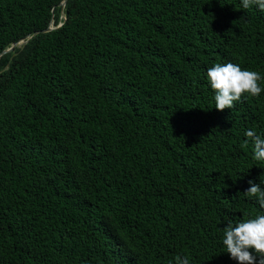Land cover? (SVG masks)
<instances>
[{"label":"trees","instance_id":"obj_1","mask_svg":"<svg viewBox=\"0 0 264 264\" xmlns=\"http://www.w3.org/2000/svg\"><path fill=\"white\" fill-rule=\"evenodd\" d=\"M61 2L0 0V53L30 36L0 55V264H238L223 229L264 215V92L220 111L207 71L264 77V11Z\"/></svg>","mask_w":264,"mask_h":264},{"label":"clouds","instance_id":"obj_2","mask_svg":"<svg viewBox=\"0 0 264 264\" xmlns=\"http://www.w3.org/2000/svg\"><path fill=\"white\" fill-rule=\"evenodd\" d=\"M241 5L245 10L255 5L264 11V0H241ZM207 79L215 90V108L220 111L233 108L235 102L240 101L245 94L258 97L264 92V87L258 84L264 77L255 71L243 70L238 64L216 63L208 69ZM245 135L253 143V159L264 162V138L252 130L247 131ZM262 183L264 181H261ZM249 184L250 187L244 194L249 198H256L264 208V187L251 180ZM222 243L226 253L231 259L238 261V264H264V215H258L254 219H242L237 223L229 220L228 226L223 229ZM175 264H189V260L177 255Z\"/></svg>","mask_w":264,"mask_h":264},{"label":"water","instance_id":"obj_3","mask_svg":"<svg viewBox=\"0 0 264 264\" xmlns=\"http://www.w3.org/2000/svg\"><path fill=\"white\" fill-rule=\"evenodd\" d=\"M65 3H66V0H62V2H61L60 4H61L62 7H64ZM63 18H64V17H63ZM59 25H60V24H59ZM53 28H54V26L52 25V21H51L50 25H49L47 28L43 29L42 31H49V30H51V29H53ZM38 32H39V31H36L35 34L38 33ZM28 38H30V36H27L25 39H20L18 42H14L10 47H8L7 49L3 50V51L0 53V55H2L3 53H5V52H7V51L12 50V49H13L14 47H16V46H20V45H22V44H25V43L27 42Z\"/></svg>","mask_w":264,"mask_h":264}]
</instances>
